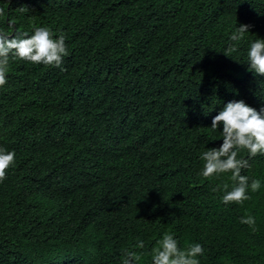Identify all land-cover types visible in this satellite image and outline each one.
Returning <instances> with one entry per match:
<instances>
[{"label": "trees", "instance_id": "obj_1", "mask_svg": "<svg viewBox=\"0 0 264 264\" xmlns=\"http://www.w3.org/2000/svg\"><path fill=\"white\" fill-rule=\"evenodd\" d=\"M0 27L63 33L60 67L10 60L0 87V146L16 153L0 182V264H151L162 233L200 243V264H264V155L241 169L261 188L224 204L202 177L208 126L229 100L264 105L246 70L264 38V0H0ZM23 9V11H21ZM251 25L228 52V35ZM214 141V142H213ZM241 155L247 156L246 151ZM252 215L255 225L241 223ZM143 241V248H137Z\"/></svg>", "mask_w": 264, "mask_h": 264}, {"label": "clouds", "instance_id": "obj_2", "mask_svg": "<svg viewBox=\"0 0 264 264\" xmlns=\"http://www.w3.org/2000/svg\"><path fill=\"white\" fill-rule=\"evenodd\" d=\"M23 11V9H21ZM4 14L0 9V16ZM251 25L241 23L228 35V52L238 53L239 44L249 33ZM63 33L53 38L48 26H33L31 34L27 31L16 32L14 21L7 20V30L0 27V87L7 83L6 73L10 60L22 59L33 63H42L52 67H60L64 57L69 55ZM246 70L264 76V38L249 39L246 48ZM212 132L219 130L218 146L206 147L200 153L203 162L200 175L209 178L221 173L231 172L234 181L230 190L224 183L213 188L221 191L224 204L242 203L249 198V190L256 192L261 188V180L242 175L241 169L248 168L249 159L257 154L264 155V105L253 107L243 99L229 100L216 112L208 126ZM214 142V141H213ZM246 151L247 156L241 155ZM16 153L0 146V182L6 170L14 165ZM255 217H241V223L255 225ZM151 250V264H200L205 249L200 243H190L184 248L178 246L174 233L165 231ZM139 241L137 248H143ZM141 254L124 249L121 264H136Z\"/></svg>", "mask_w": 264, "mask_h": 264}]
</instances>
